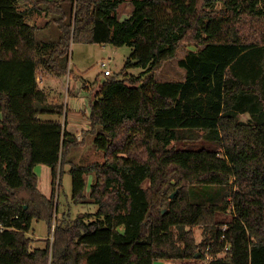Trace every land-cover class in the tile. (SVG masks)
<instances>
[{
  "label": "trees",
  "instance_id": "obj_1",
  "mask_svg": "<svg viewBox=\"0 0 264 264\" xmlns=\"http://www.w3.org/2000/svg\"><path fill=\"white\" fill-rule=\"evenodd\" d=\"M122 2L0 0V264H264V33L244 23L264 20V0H131L119 20ZM42 10L54 40L28 22ZM72 43L131 47L118 73L93 83L82 140L103 162L67 159L80 141L38 85L39 65L68 74ZM186 44L202 46L178 60L184 79L157 80ZM66 163L75 204L93 175V220L56 215ZM37 165L50 169L48 196ZM53 217L52 242L35 246L32 220L50 229Z\"/></svg>",
  "mask_w": 264,
  "mask_h": 264
},
{
  "label": "rangeland",
  "instance_id": "obj_2",
  "mask_svg": "<svg viewBox=\"0 0 264 264\" xmlns=\"http://www.w3.org/2000/svg\"><path fill=\"white\" fill-rule=\"evenodd\" d=\"M65 6H67V4H65ZM131 9V0H123L117 9V18L123 20L129 15ZM53 17L54 14L47 13L46 10L40 12L29 11L27 13V19L29 20L27 21L41 27V30L36 35L38 40H46L47 38L54 40L57 38L56 27L52 21ZM255 21L252 22L250 19H247L244 23H251L250 25H247L249 29L251 28L249 36L256 40H260L261 34L264 33V20ZM201 46L202 45L198 44H186L181 46L177 50L175 58L166 61L162 68L154 74V77L161 81L183 80L185 71L179 66L178 60L185 56L187 50L198 49ZM130 52L131 47L129 45L114 46L111 44L98 43L71 44L68 55L69 72L60 77L62 80V82H60L62 83L61 86L59 85L55 90L52 89L51 91L52 99L58 100L51 101L48 97L50 103H60L63 105L64 113L59 117V120L62 124L66 122L67 130L75 133L77 140L80 141L70 149L67 156L69 161L82 164L103 162V152L95 149L87 140H82L83 130L90 127L88 122L90 101L94 99V94L96 90H98V85L93 83L98 75H100V80H103L107 75L118 73L123 67L126 59L129 57ZM102 63H104V65H102ZM46 69L47 68L44 66L39 65L37 68V77L41 75L40 70ZM140 71L141 69L139 67H131L127 70L128 74L131 75H138ZM55 75L59 76L57 74ZM40 81L38 80L39 87L42 86ZM66 87L68 90H66ZM52 118L56 117L53 115H41V119L44 120ZM241 118L244 119L245 116H241ZM83 123H86V125L84 126ZM190 142L191 141L189 140H185L177 143L175 140H171L169 144L188 146ZM69 167V163L64 165L63 173L61 174L60 188L54 195V202L56 203L57 201L58 203L56 215L59 218L65 216L70 219H75L79 215L88 214L90 215V219L93 220L96 218L95 214L98 210L97 204L89 198L90 184L93 181V175H86L85 200L75 204L71 200V176L68 173ZM42 168L44 171L41 170ZM47 169L48 167L44 165H37L35 167V172L38 176V188L42 193L48 196L51 191V176L50 171ZM172 194L173 193H171V195ZM228 217L229 215L222 216L224 219H228ZM54 224L55 217L52 219L50 229L45 220H32L31 227L27 234L31 238L36 239L34 243L35 246H44L46 239L52 242ZM194 233L196 240L198 241L201 238V229L198 227L194 228ZM179 263L199 264L200 261H179Z\"/></svg>",
  "mask_w": 264,
  "mask_h": 264
},
{
  "label": "crops",
  "instance_id": "obj_3",
  "mask_svg": "<svg viewBox=\"0 0 264 264\" xmlns=\"http://www.w3.org/2000/svg\"><path fill=\"white\" fill-rule=\"evenodd\" d=\"M40 71H41L40 83L42 84V86H40V88L45 90V92L47 93V96L49 97V100H51V101L58 100V99H52L51 91H52V89L55 90V88L58 87L59 85L61 86V84H62V83H60V82H62V80L60 78L61 76H56L55 74H53L52 72L47 71V70H40ZM66 90H68L67 87H66ZM65 120H66V118H65ZM65 120H64V122H65ZM83 124H84V126L86 125V123H83ZM63 125L67 129V123L65 122V123H63ZM41 170L44 171L43 168ZM47 170L50 171L49 168ZM160 263H162V262H160Z\"/></svg>",
  "mask_w": 264,
  "mask_h": 264
},
{
  "label": "built area",
  "instance_id": "obj_4",
  "mask_svg": "<svg viewBox=\"0 0 264 264\" xmlns=\"http://www.w3.org/2000/svg\"><path fill=\"white\" fill-rule=\"evenodd\" d=\"M102 65H104V63H102ZM37 80L40 81L41 80V76H38ZM207 248H209V247H207ZM209 258H210V256H206V260H209ZM177 263H179V261H162V263H158V264H177ZM179 264H181V263H179ZM189 264H191V263H189ZM199 264H202V263H199Z\"/></svg>",
  "mask_w": 264,
  "mask_h": 264
},
{
  "label": "water",
  "instance_id": "obj_5",
  "mask_svg": "<svg viewBox=\"0 0 264 264\" xmlns=\"http://www.w3.org/2000/svg\"><path fill=\"white\" fill-rule=\"evenodd\" d=\"M173 196V194L171 195V197ZM198 255H196V257H197Z\"/></svg>",
  "mask_w": 264,
  "mask_h": 264
},
{
  "label": "bare ground",
  "instance_id": "obj_6",
  "mask_svg": "<svg viewBox=\"0 0 264 264\" xmlns=\"http://www.w3.org/2000/svg\"><path fill=\"white\" fill-rule=\"evenodd\" d=\"M84 89V88H83Z\"/></svg>",
  "mask_w": 264,
  "mask_h": 264
}]
</instances>
